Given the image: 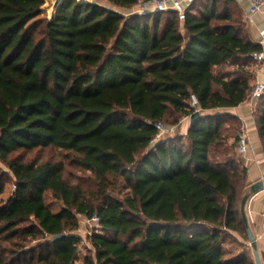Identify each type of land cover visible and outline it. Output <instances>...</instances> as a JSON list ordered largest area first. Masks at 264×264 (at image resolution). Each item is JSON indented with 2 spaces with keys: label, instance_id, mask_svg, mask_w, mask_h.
Listing matches in <instances>:
<instances>
[{
  "label": "trees",
  "instance_id": "1",
  "mask_svg": "<svg viewBox=\"0 0 264 264\" xmlns=\"http://www.w3.org/2000/svg\"><path fill=\"white\" fill-rule=\"evenodd\" d=\"M106 1L60 0L48 20L38 18L45 0H0V161L16 184L0 203V264H75L79 214L101 221L86 264H255L242 242L227 256L234 233L248 240L246 169L227 149L218 154L224 120L238 118L215 112L252 90L243 67L263 47L243 8L193 0L180 20L135 10L149 0ZM231 63L238 70L227 80L215 73ZM197 110L211 113L186 134L159 137L158 122L178 125ZM258 122L264 136V111ZM47 146L90 172L97 190L64 178L63 162L10 157ZM6 181L0 169V197Z\"/></svg>",
  "mask_w": 264,
  "mask_h": 264
},
{
  "label": "rangeland",
  "instance_id": "2",
  "mask_svg": "<svg viewBox=\"0 0 264 264\" xmlns=\"http://www.w3.org/2000/svg\"><path fill=\"white\" fill-rule=\"evenodd\" d=\"M60 0H45V4L42 7V13L38 18L44 19H52L56 12L57 4ZM78 1H90L96 2L102 5L111 6V4L106 0H78ZM201 113L205 114L206 111L200 110ZM174 118H169L167 121L163 122L165 127L168 131L161 134L160 138H174L177 135H181L184 132L183 125H175L173 123ZM182 120V119H181ZM241 123L233 118H228L224 120L222 126V134L224 135V144L223 148L220 149L221 158H224V153L226 152L225 149L230 151L229 153L233 154L234 157H240L235 149V142L237 141L239 135ZM177 127V128H176ZM174 128L173 131L170 129ZM225 148V149H224ZM216 156L217 153L215 152ZM21 157L24 162H35L37 164H41L47 161L53 162H63L64 173L63 176L67 180H69L73 184H80L83 189L87 191L95 192L97 190V183L93 179V175L88 172L81 170L74 165H72L69 160L66 158V151H63L59 148H55L52 146L36 148L30 151L26 150H19L11 154L10 157ZM0 169L3 170L6 174V185L3 194L0 197V203L6 200L12 192L16 189L15 178L13 173L10 171L9 167L5 165L3 162L0 161ZM124 187V185H123ZM120 188L115 190L116 193ZM123 194L126 192L124 188H122ZM46 202L51 206L53 211H59L63 207V202L56 199L53 196L51 191L46 193ZM79 221V228L76 231V234L81 236L80 242H78V249H79V257L77 258L75 264H86V258L95 259V250L93 248L90 234L89 232L92 231L90 225L86 222L87 218L84 215H78ZM242 236L238 233H234L233 238L229 241V243L225 246L227 250V256H230L234 253H237L242 250L241 242L244 240ZM234 239H237L235 242ZM241 239V240H240ZM248 241V240H244ZM243 243V242H242ZM96 264V263H95Z\"/></svg>",
  "mask_w": 264,
  "mask_h": 264
},
{
  "label": "crops",
  "instance_id": "3",
  "mask_svg": "<svg viewBox=\"0 0 264 264\" xmlns=\"http://www.w3.org/2000/svg\"><path fill=\"white\" fill-rule=\"evenodd\" d=\"M238 3L243 8L244 18L247 24V28L250 34L251 39L255 43L262 42L264 38V16L261 14H250L249 11V3L247 0H237ZM253 60V59H252ZM250 74V84L252 88L255 86L258 78H260L261 73L254 61L243 67ZM221 69H223L222 77L227 80L230 73H233L238 70V66L236 64H226L222 67H216L215 73L218 74ZM264 111V97L261 98H253L251 95L233 108H224L218 109L215 112H227L233 114L238 118L240 123L246 122L249 126V134L251 140V148L246 155H240L242 165L246 169L245 175V192L246 194L252 184L264 179V136L261 135L259 129L258 117L259 113ZM214 112V111H213ZM206 113H211L207 112ZM182 127L184 129L183 134H186L189 127L190 121L182 123ZM235 149L237 151V142L235 145ZM264 209V190L260 193L252 196L247 204V213L250 220L251 227L255 232L258 242L259 249L262 257V262L264 264V237L260 236V225L262 222L261 213ZM242 239V238H241ZM240 239V240H241ZM247 245V250L252 253V249L250 247L249 241H242Z\"/></svg>",
  "mask_w": 264,
  "mask_h": 264
},
{
  "label": "built area",
  "instance_id": "4",
  "mask_svg": "<svg viewBox=\"0 0 264 264\" xmlns=\"http://www.w3.org/2000/svg\"><path fill=\"white\" fill-rule=\"evenodd\" d=\"M193 0H149L140 1L136 6L135 10L140 12H152V11H168L172 10L178 13L180 20L186 18V12ZM249 3L250 14H261L264 16V0H247ZM262 50L254 51L251 56L255 64L257 65L259 72L261 73L255 86L252 88L250 95L253 98H261L264 96V38L261 42ZM192 107L199 105L198 98L192 94ZM191 116L182 118L179 125L184 122L190 121ZM156 128L159 131V136L164 132L168 131L163 122H158ZM177 128V127H176ZM171 131L174 128L170 129ZM251 148V140L249 134V126L246 122H243L239 129L238 141H237V152L240 155H246ZM262 222L260 225V236L264 237V209L261 213ZM86 222L92 228L89 232L92 235L93 232H98L101 229V221L98 215H94L92 218H87Z\"/></svg>",
  "mask_w": 264,
  "mask_h": 264
},
{
  "label": "water",
  "instance_id": "5",
  "mask_svg": "<svg viewBox=\"0 0 264 264\" xmlns=\"http://www.w3.org/2000/svg\"><path fill=\"white\" fill-rule=\"evenodd\" d=\"M201 116H202V113L200 110L195 111L190 117V126H192ZM263 190H264V179H262L258 182H255L254 184H252L250 186L248 192L244 195V197L242 199V203H241V214H242V217L244 219L245 226H246L247 237H248L250 247L252 249L255 264H263V262H262V257H261V253H260V249H259L258 238H257L255 232L253 231L252 227H251L250 220L248 217L247 204H248L249 199L252 196L260 193ZM66 238H67V234L62 233L59 235H55L52 238V241H54V242L62 241Z\"/></svg>",
  "mask_w": 264,
  "mask_h": 264
}]
</instances>
